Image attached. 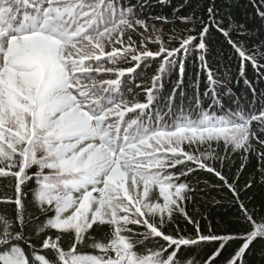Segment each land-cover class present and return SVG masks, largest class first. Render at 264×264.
<instances>
[{"label":"snow or ice","instance_id":"6c2138e0","mask_svg":"<svg viewBox=\"0 0 264 264\" xmlns=\"http://www.w3.org/2000/svg\"><path fill=\"white\" fill-rule=\"evenodd\" d=\"M151 7L0 0V264H218L225 251L251 264L257 246L264 264V211L244 199L256 181L240 183L255 156L264 185V109L220 104L230 78L256 97L246 68L264 76V28L249 47L252 24L217 0L171 18ZM253 15L264 24V0ZM215 34L236 76L208 64ZM224 197L234 219L218 231L200 204Z\"/></svg>","mask_w":264,"mask_h":264},{"label":"trees","instance_id":"16d2710c","mask_svg":"<svg viewBox=\"0 0 264 264\" xmlns=\"http://www.w3.org/2000/svg\"><path fill=\"white\" fill-rule=\"evenodd\" d=\"M135 0H133V3ZM207 3H211V0H167L166 4H160L159 0H150L151 8L146 9V13L150 11L152 15H166L171 18L173 9L181 8V14H186L190 12L187 6L191 4V8L197 11L202 10V7ZM217 3L221 6V12L231 13L233 17L238 22H244L247 20L250 24H252L251 33L252 35L246 41L249 44V47L254 45H258L260 43V31L264 28V24H261L259 17H254L253 13L255 10V6L260 4V0H217ZM171 25H168L165 28L167 32L168 28ZM222 49V40L219 37V34H215L212 37V42L209 44L210 54L207 58L208 64L211 66V69L214 74L218 77L223 74L225 71L232 74V76H236L238 73V59L233 57L231 52H229L228 48L225 46ZM194 58L189 57L187 64V75L185 77L186 81L192 79V74L198 70L199 62L196 61V66L193 63ZM247 79L250 81L251 85L256 88L257 95L255 98L252 96L251 88H249L245 83L243 77H239V83L237 79L230 78L226 81L228 87L231 88V96L221 94L220 104L223 105L225 110L229 108L235 110L237 105L240 108L247 109L250 112L259 113L260 110L264 109V76L258 74L256 70L249 64L246 68ZM139 83V78L136 81ZM204 83H206V76L204 79ZM201 89L203 90V84L201 85ZM137 91H140L137 89ZM144 94L141 93V99ZM205 104L204 106H206ZM255 123V122H254ZM236 164H239V157H236ZM260 167L259 161L253 156L247 162V170L243 174V178L240 183H243L246 180L254 179L256 181L254 187L247 192V195L244 197L246 203L249 204V207L255 206L256 209L260 211H264V185L260 182V173L258 171ZM235 172V168L232 169ZM227 171V169H225ZM209 174L203 173L202 177H208ZM223 196V193L219 194ZM225 202L222 205H214L212 203H208L205 207L203 202L201 201V210L205 215L209 217L212 222L213 227H216L219 231L220 228L218 225L224 223L225 221L234 219L233 213L235 209L232 208V205L227 202V197H224ZM189 212L195 215V208L189 205ZM199 218V217H197ZM206 223L205 230H206ZM184 225L182 224L181 227ZM191 227L190 225L188 226ZM211 248H203L200 249V254L204 255L207 252H210ZM86 251L91 252V249H87ZM229 255V251H225L223 256L219 258L218 264H223L224 258ZM248 260L251 261V264H262L261 253L259 250V246L253 250V252L249 253Z\"/></svg>","mask_w":264,"mask_h":264},{"label":"rangeland","instance_id":"374dc122","mask_svg":"<svg viewBox=\"0 0 264 264\" xmlns=\"http://www.w3.org/2000/svg\"><path fill=\"white\" fill-rule=\"evenodd\" d=\"M255 70V69H254Z\"/></svg>","mask_w":264,"mask_h":264}]
</instances>
